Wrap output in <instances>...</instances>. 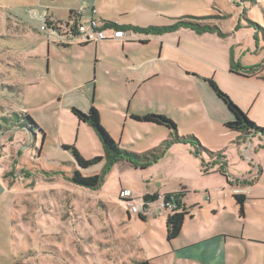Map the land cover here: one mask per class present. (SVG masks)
Wrapping results in <instances>:
<instances>
[{
	"label": "rangeland",
	"instance_id": "obj_1",
	"mask_svg": "<svg viewBox=\"0 0 264 264\" xmlns=\"http://www.w3.org/2000/svg\"><path fill=\"white\" fill-rule=\"evenodd\" d=\"M93 2L103 19L117 25L162 28L207 17L220 32L178 26L84 44L78 36L48 34L51 17L67 21V0H0V264L158 263L169 249L164 208L158 199L148 202L140 219L129 213L123 192L141 205L147 191L162 196L193 179L208 187L214 203L217 197L221 208L234 212L235 188H222L223 175H202L205 163L218 156L228 161L226 176L233 183L249 174L256 178L237 227H244V237L264 238V136L242 142L236 131H224L206 95V81L213 79L264 129V69L249 82L228 75L231 68L245 74L252 59L264 57V0ZM103 29L111 35L116 28ZM139 35L149 41L141 44ZM91 106L121 148L155 154L146 167L108 162L95 130L71 111L85 113ZM147 112L166 116L178 136H194L216 156L195 155L191 143L171 141L166 127L131 117ZM27 116L36 126L27 125ZM65 146L85 159H101L80 167ZM74 170L102 181L97 188L76 185ZM206 196L185 195L200 202L199 225L209 218Z\"/></svg>",
	"mask_w": 264,
	"mask_h": 264
},
{
	"label": "crops",
	"instance_id": "obj_2",
	"mask_svg": "<svg viewBox=\"0 0 264 264\" xmlns=\"http://www.w3.org/2000/svg\"><path fill=\"white\" fill-rule=\"evenodd\" d=\"M67 1H68V9H67L68 18H69V14L73 10L86 4V5L94 6L96 10L94 17L96 18V20L98 18L104 23L100 27L104 28V27L112 26V23H114L109 20L103 19L101 17V14L98 12L93 0H67ZM88 12L89 10L87 9L85 11L86 16L88 15ZM45 14L46 13L44 12L43 14L40 15H44L45 17ZM40 15L38 16V18L40 17ZM51 18L53 19V21L54 20L59 21L57 19H54L53 17ZM39 20L42 19L39 18ZM83 20H86V17H84ZM198 22L206 25L216 26L215 22H213L211 18H203L202 20H198ZM124 25L130 26L131 24H124ZM131 32L144 33L139 31H133V29L129 28L127 30H124L123 37H125L126 39L130 38ZM218 32H220L219 26H218ZM201 33H214V32L204 31ZM50 36H52V34H50ZM138 41L141 44H146L149 41V39L146 36L139 35ZM238 46H242V43H238ZM262 51L264 52V47L262 48ZM248 64H249L248 66H250L251 68L248 67V69L244 71L245 74L235 73L231 71L232 69L231 68L228 72V75L230 77L235 76L240 81L249 82V80H247L248 78H251L253 76H258L261 70L264 69V57L262 58L259 56L258 59H252V61L249 62ZM193 77H195L194 74ZM206 84L208 85L206 89L207 91L205 90L206 95L208 97L207 100L211 103L213 111L214 110L217 111L218 118L222 121V129L224 131H235L228 129L224 126L225 122L231 121L233 119V114L227 108L226 104L216 95V93L214 92L208 81H206ZM259 91H261L264 94L263 87L260 88ZM236 133H237V139L238 140L242 139V142L245 141L244 139L246 138L247 139L254 137H257L258 139L262 138L261 135L259 134L252 133L249 135H244L238 131H236ZM244 154H247V151H244ZM195 155L202 156L205 154L204 152H200ZM227 164L228 161L225 159V156H218L217 161L215 160L205 163L204 168L206 167L210 171H208L207 169H203L201 170L203 171L202 175H209L214 173H217L218 175H223L225 177V180L222 179V186H223L222 188L223 189L226 188V185H228L229 188H235V192L232 195L233 199L235 194H243L245 196V202H246L247 192L249 191L252 192V190H248V189H251L252 187L255 186V184H257L256 178L252 179V175L249 174L248 176L242 178V183H233V178L227 177L228 176L226 173L228 172ZM190 182L191 183H189L185 187L181 186V190L167 191L164 192L162 196L159 195L158 201L162 205L163 203L162 197L165 193H179L180 197L178 196V198L180 200V203L185 207L192 206L191 215L185 216L179 235L171 242H168L169 249L165 250L162 257H157L158 263H156L155 259L152 260L147 259L149 263L150 264H155V263L156 264H264V251L260 250L261 249L260 246L264 245V238L255 235L244 237L243 236L244 227H239V228L237 227V223L241 222V220H244V218L246 217L244 213V209H247L246 203L244 202L243 210L242 212H240L239 206L234 199V205L236 210L233 209L234 212L231 213L227 212L225 207L221 208L220 204L217 201V197H216V203L213 202L208 187H205L206 185L202 186V184L195 183V180L193 179ZM233 184H235L236 187H233ZM210 192H213V190L210 189ZM153 193L154 191H150V192L147 191L143 195L153 194ZM201 193H206L207 195L206 196L207 199L204 205L209 206L210 213L208 214L209 218L206 221L203 220L199 225L197 224L198 220L195 221V209L200 208L199 205L200 202L197 199H190V197L187 198L185 197V195L186 194L201 195ZM162 207L164 208V215L167 217L170 208L164 207L163 205ZM166 217H165V222H166ZM187 224L190 227L188 231L189 235L185 234V228ZM231 224H232V229H230ZM230 236L233 238H231ZM237 239H240L244 242V248L241 246V244ZM177 240L178 242H176ZM249 243H254V244H249Z\"/></svg>",
	"mask_w": 264,
	"mask_h": 264
},
{
	"label": "trees",
	"instance_id": "obj_3",
	"mask_svg": "<svg viewBox=\"0 0 264 264\" xmlns=\"http://www.w3.org/2000/svg\"><path fill=\"white\" fill-rule=\"evenodd\" d=\"M190 18L191 19H181L172 27L141 28V27H136L132 25L130 26L129 25H117L115 23H112V26L122 31L130 28V29H133V31H139V32H144V33H154V34L159 31H163L164 29H172L178 26L188 27L198 33H201L204 31H211V32L218 31V27L215 25H206V24H202L198 22V20L207 18V17H190ZM52 22L60 23L61 21H49V22L46 21L45 23L47 25H51ZM83 43L86 44V43H89V41H84ZM207 81L212 87V89L214 90V92L216 93V95L226 104L227 108L233 114V119L231 121L224 123V126L226 128L238 131L244 135H249L253 133V134H259V135L264 136L263 128L259 127L254 122H252L247 117V115L236 104H234V102L229 98V96L226 93H224L216 85V83L212 79H209ZM71 111L77 117L78 121L87 123L89 126H91L95 130L96 135L101 144V147L103 149L104 155L110 164L120 162V161H127L131 163L134 167L139 166L140 168H144L152 160L153 156H155L154 153L137 154V153L121 148L119 144L116 143L111 138V136L108 134V132L100 125L98 111L94 107L91 106L88 109V111L85 113L74 107L71 109ZM131 117L136 120H142L145 122H150L156 125L166 127L167 129L171 131V134H172L171 141L191 143L194 147L195 154H198L200 152H205L208 155H215L214 152H211L205 147H203L194 136L192 135L178 136L176 134V126L174 122L167 119L166 116L162 114H155V113L147 112L142 115L132 114ZM26 120L28 121L27 123L28 126L35 125L28 116ZM65 147L71 148L73 157L76 163L80 167H83V168L88 167L92 163L101 159V157H97V158L88 160V159L83 158L75 147L73 146L72 147L65 146ZM71 180L74 184L82 186V187H86V188H97L100 185V182L102 181L99 175L84 176L78 170H74ZM179 195H180L179 193H165L162 197V202H163L164 207H168L169 204L173 205L167 214L166 222H165L166 240L168 242H171L173 239H175L179 235L185 216L191 215L192 206H189V207L183 206L180 203V200L178 198ZM158 198H159V195L157 193L143 195L142 201H143L144 209L147 207L148 202L156 201ZM234 199L239 206V211L242 212L243 207H244V202H245V196L243 194H235ZM138 216L140 219L145 218L143 214H138ZM13 264H20V263H13ZM130 264H150V263L148 260L144 259V260H138V261L132 262Z\"/></svg>",
	"mask_w": 264,
	"mask_h": 264
},
{
	"label": "built area",
	"instance_id": "obj_4",
	"mask_svg": "<svg viewBox=\"0 0 264 264\" xmlns=\"http://www.w3.org/2000/svg\"><path fill=\"white\" fill-rule=\"evenodd\" d=\"M89 10L88 15H85V11ZM95 8L93 5H82L81 7L73 10L69 14V18L66 22H52L51 25L47 26L50 32L49 34L56 35L55 31L58 30V36L69 37L71 36H78L81 40L84 41H99L108 39L110 36L112 37H123L124 31L115 29L111 35H108L102 27L98 25V22L95 15ZM86 17V21L83 22V18ZM43 15V20H44ZM40 30H45L44 25H40ZM122 200L127 205L129 213H136V214H143L145 211L143 207V202L139 205L135 198L132 196V193L128 190L123 192ZM163 205V203H162ZM173 205L169 204L168 207L171 208Z\"/></svg>",
	"mask_w": 264,
	"mask_h": 264
},
{
	"label": "water",
	"instance_id": "obj_5",
	"mask_svg": "<svg viewBox=\"0 0 264 264\" xmlns=\"http://www.w3.org/2000/svg\"><path fill=\"white\" fill-rule=\"evenodd\" d=\"M39 18L42 19L43 18V15H40ZM55 34L58 36V30L55 31Z\"/></svg>",
	"mask_w": 264,
	"mask_h": 264
}]
</instances>
